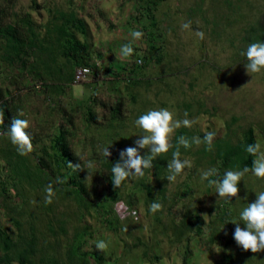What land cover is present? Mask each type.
<instances>
[{"label":"rangeland","instance_id":"1","mask_svg":"<svg viewBox=\"0 0 264 264\" xmlns=\"http://www.w3.org/2000/svg\"><path fill=\"white\" fill-rule=\"evenodd\" d=\"M84 1L15 0L12 8L16 12L28 11L38 25L49 19V10L66 9L69 2L79 8L80 5H85ZM140 4L144 6V2ZM100 8L113 26L107 28L98 20L93 22L87 19V40L91 47L96 46L102 52V65L119 68L137 57L142 64L137 67L135 75L131 76L138 82L123 80L117 85L118 91L110 90L109 85L100 81L91 82L93 77L90 73L83 80L91 82L90 85L83 82L71 83L69 89L60 93L61 105L72 114V130L78 139V151L91 154L93 150L106 147L112 141L109 146L111 152L119 153L128 146H134V141L138 138L135 135L141 134L134 126L136 117L150 108L165 107L174 113L176 119L188 118L194 121L191 127L181 126L190 133V139L199 137V133L223 129L224 139L236 140L235 135L250 124L255 128L260 151L264 152V136L256 129H264V74H248L241 55L248 43L264 39V31L259 30V25L264 28V0H162L154 8L150 20L147 17H141L140 20L135 18L133 1L120 3L119 0H104ZM139 9L144 12V9ZM185 22H190V30L182 28ZM133 30L143 31L142 38L132 37ZM198 31L204 33L202 39L196 35ZM126 43H131L134 47L131 56H123L121 53V45ZM151 44L155 48L150 54L148 50ZM54 55L55 60L63 62L60 54ZM51 60L49 53L41 55V63L49 64ZM16 73L13 67L6 65L0 58V84L9 87L13 95L12 102L24 108L20 111L19 118L30 121L33 116L29 110L30 105L39 106L40 111L35 114L37 123L29 125L41 134V140L36 144L32 142L33 150L27 155L21 156L17 152V157H20L24 165L22 172L28 174L24 177L11 174L6 179L5 192L3 196L0 195L1 223L15 232L12 217H17L22 222L29 219L34 221L37 229L44 230V233V220L38 217H50L56 226L63 224L65 231H61L54 239L46 233L48 237L45 243L50 254L62 253L74 233L85 227L86 249L91 244L95 246L94 241L97 240L102 239L107 243L106 249L98 250L105 264H181L180 254L184 241H176L174 232L170 229L166 211L169 196L183 179H188L194 194L204 195L202 214L206 220L210 219L213 205L223 198H218L214 185L200 180V173L214 167L209 162V153L215 151V145L212 144L209 149L202 140L199 145L192 144L188 149L183 148L180 158L189 160L191 166L175 181H168L167 164L179 145L174 141L179 128L176 129L172 136V147L167 153L159 154L167 158L161 178L166 181V198L161 209L154 213L148 211L151 203L145 202V191L141 183L152 181L153 177L145 173L144 177L132 178L116 188L118 195L125 199L131 192L138 196L135 217H115L113 202L107 200L90 207L84 212L83 219L79 220L76 218L79 216V207L74 200L64 195L57 182L47 175L38 177V158L44 155L42 145L50 153L52 151L50 143L57 127L56 117L45 110L44 104L41 105L40 84L26 78L22 81L28 87L22 88ZM101 92L111 95L120 93L126 99L128 112L121 125L97 128L87 123V106L91 107L93 95ZM131 94L135 99H129ZM57 96L58 94L55 97ZM43 118L50 120L47 122ZM0 148L10 153L4 159L10 157L12 165L16 158L15 152L13 154L11 151L16 147L7 134H0ZM147 151L140 149V154L144 155ZM8 165L6 164L7 171ZM1 167L0 159V171L4 172ZM60 169L65 170L63 164ZM225 170L228 169L221 170V173ZM49 185L53 189L50 203L45 200L49 195L46 191ZM101 187L99 185L98 194L105 190ZM238 188L237 195L241 200L231 198L233 219L242 207L255 200V193L264 190V179L257 178L250 172L246 173L238 183ZM124 198L121 200L124 201ZM104 220L110 223H105ZM23 226L25 227V223ZM243 227L241 224V228ZM234 228L235 225L232 224L229 235L232 236ZM40 241L41 245L43 240ZM190 244L192 254L187 264H227L216 245L205 252L195 236ZM230 246L237 251L231 264H264V250L257 253L243 250L235 241Z\"/></svg>","mask_w":264,"mask_h":264},{"label":"trees","instance_id":"2","mask_svg":"<svg viewBox=\"0 0 264 264\" xmlns=\"http://www.w3.org/2000/svg\"><path fill=\"white\" fill-rule=\"evenodd\" d=\"M14 1L2 0L0 2V58L6 65L17 71L16 74L22 88L28 87L22 81L26 78L40 84L42 89L41 105L44 104L45 110L56 117L57 132L53 133L54 136L51 139V153L44 145L41 147L44 155L38 158L37 164L40 169L38 177L43 174V176L47 175L54 179L64 195L76 202L79 207V216L76 218L81 220L84 212H87L90 207L100 205L107 200L114 202L124 198L118 195V190L113 188L111 182V164L119 159V153L111 152L112 149H109L111 155L106 160L102 154L104 147L97 151L93 150L91 154H86L82 150L78 151V139L72 130V114L65 106L61 105L60 93L70 88V84L73 83L74 71L78 66L90 68L93 77L91 82L100 81L106 86L109 85L110 90H117L118 83L123 80L138 82L131 76L135 75L137 67L142 64V61L137 57L127 61L119 68L102 65V52L96 46L91 47L92 45L87 40L89 34L87 19L93 22L98 20L107 28L113 26V23L100 8V4L104 0H85V5H80L79 8L69 2L70 5L66 9L49 10V19L38 25L28 11H14L12 8ZM127 1L134 2V15L137 20H140L141 17H147L150 20L154 8L162 0H119L120 3ZM140 2H144V6H140ZM139 8L144 9V12ZM153 23L154 21L151 24ZM259 30L264 31L262 25H259ZM154 48L155 46L151 44L148 53L151 54V50ZM44 52L49 53L52 57L51 63H41V55ZM56 53L60 54L63 62L55 60L54 54ZM81 82L86 85L91 83ZM108 93L101 92L93 95L92 105L91 107L87 106L85 114L88 124L97 128H108L116 124L121 125L125 119L128 112L126 99L120 93L113 95ZM56 94H58L57 98ZM129 99H135V97L131 94ZM12 101L13 95L9 87L0 84V119L3 121L0 123V134H7L11 120L19 117L20 111L24 109L22 105ZM29 110L31 116L33 115L29 123L34 125L37 123L38 118L35 117V114L40 111L39 106L37 104L30 105ZM43 120L48 122L50 119L43 118ZM256 129L264 136V129L259 127ZM26 131L29 132L33 143H39L41 134L38 131L31 128L30 125ZM214 133L212 144L215 145V151L209 153V162L212 166L214 165L213 168L217 173L222 174L221 170L223 169L251 168L252 160L256 157L248 154L245 151V146L252 143L257 144L256 131L252 125H246L235 135L236 140L224 139L223 129ZM189 135L190 133L181 127L175 133L174 141L177 144L181 136L190 139ZM204 135L205 133H199L198 136L203 138ZM176 149L181 151L183 146L179 144ZM11 152L13 154L15 152L16 158L12 165L10 157L4 159V156L9 152L0 148L1 169L4 171H0V195L2 194V196L6 189L4 183L9 175L24 177L28 174L22 172L24 165L20 157H17L16 149ZM166 159L165 155H158L153 161V168L145 171L146 174L153 177L152 181L141 183L145 191L144 200L146 203L158 202L162 205L165 201L166 181L161 178ZM89 162L93 165L91 169L88 168ZM6 164H9L8 171ZM61 164L64 165V171L60 169ZM75 164L80 165V168L74 167ZM99 185L105 189L102 194L97 193L100 189ZM124 201L129 208L136 209L139 198L131 192L127 194V199L124 198ZM203 201L204 195L194 194L188 179H183L178 188L169 196L166 211L170 219V229L174 232L176 241H184L180 254L181 264H187V260L192 254L190 243L194 236L198 237L205 252H208L212 245H216L227 264H231L237 253L230 246L234 241L233 237L229 235L233 219L231 202L225 199L217 201L213 205L210 219L206 220L202 214ZM1 218L0 264H105L93 244L89 245V249L84 247L86 242L85 227L74 233L62 253L50 254L47 251L45 240L48 235L54 239L61 234V231L64 232L63 224L56 226L50 217H38L44 220L47 235L44 230L37 229L34 221L28 219L22 222L19 218L12 217L11 220L15 228V232H12L1 223ZM104 222L110 223L106 220ZM223 226L224 229L221 230ZM41 239L43 243L40 245Z\"/></svg>","mask_w":264,"mask_h":264},{"label":"clouds","instance_id":"3","mask_svg":"<svg viewBox=\"0 0 264 264\" xmlns=\"http://www.w3.org/2000/svg\"><path fill=\"white\" fill-rule=\"evenodd\" d=\"M182 28L190 30V22L182 24ZM131 35L136 39H140L143 33L140 30H133ZM196 35L201 39L204 37L203 32L198 31ZM133 52L134 48L131 43L121 45L123 56H131ZM241 55L244 57V67L248 74H264V41L257 39L248 43ZM186 116L187 114H185ZM193 122V120L188 118L176 119L174 113L165 107L150 108L138 115L134 120V126L140 130L141 134L135 135L138 138L134 141V146H128L120 150L119 159L111 164V182L113 187L120 188L122 184L128 183L132 178L144 177L145 171L153 168L154 159L161 153H167L172 147L171 141L175 130L181 126L191 127ZM0 123H3L2 119H0ZM28 127L29 121L19 117L13 118L8 126L7 135L10 142L16 147V151L21 156L27 155L33 150L31 136L26 131ZM214 136L215 133L212 131L206 132L202 139L200 137L189 139L181 136L178 143L184 149H188L192 144L199 145L203 140L208 148L211 149ZM112 142L102 149L105 159L111 155L109 146ZM140 149H147L148 151L146 154L141 155ZM245 151L256 157L252 160L251 168L228 169L222 174L217 173L214 168L201 171L200 180L214 185L218 198H223L229 202H231L232 197H236V200H241L237 195L239 191L238 183L242 181L244 175L248 172H251L257 178L264 179V152L260 151V146L256 143L247 144ZM180 156L179 149L172 152L171 161L167 164L169 169L168 181H175L177 177L184 173L186 168L191 166L189 160L181 159ZM74 167L79 169L80 165L75 164ZM92 167V163L89 162L88 168L91 169ZM46 191L49 195L45 197V200L50 203L53 191L52 186H47ZM255 197L253 202L247 203L246 206L242 207L237 217L231 220V223L235 225L232 233L234 241L243 250H251L253 253L264 250V190L255 193ZM120 200H115L113 205ZM123 202L125 203V201ZM161 208L162 205L160 203L152 202L148 207V211L154 213ZM115 217L119 218L120 216L115 212ZM241 224L244 225L243 228H241ZM224 226L221 230L224 229ZM94 244L97 250L107 248V243L102 239L94 241Z\"/></svg>","mask_w":264,"mask_h":264},{"label":"built area","instance_id":"4","mask_svg":"<svg viewBox=\"0 0 264 264\" xmlns=\"http://www.w3.org/2000/svg\"><path fill=\"white\" fill-rule=\"evenodd\" d=\"M138 61H140L138 59ZM91 73L90 68L88 66H78L74 71L73 82L77 83L84 80ZM115 212L120 217L124 216H136L137 211L127 207V205L123 201H117L114 205Z\"/></svg>","mask_w":264,"mask_h":264}]
</instances>
